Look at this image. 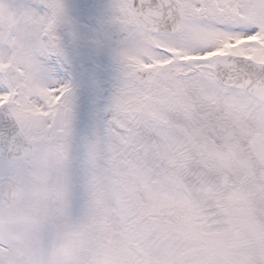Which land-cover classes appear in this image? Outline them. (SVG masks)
<instances>
[{
  "label": "snow or ice",
  "instance_id": "obj_1",
  "mask_svg": "<svg viewBox=\"0 0 264 264\" xmlns=\"http://www.w3.org/2000/svg\"><path fill=\"white\" fill-rule=\"evenodd\" d=\"M0 0V264H264V0Z\"/></svg>",
  "mask_w": 264,
  "mask_h": 264
},
{
  "label": "rangeland",
  "instance_id": "obj_2",
  "mask_svg": "<svg viewBox=\"0 0 264 264\" xmlns=\"http://www.w3.org/2000/svg\"><path fill=\"white\" fill-rule=\"evenodd\" d=\"M67 3L77 24L88 34L99 26L98 18L108 0H67Z\"/></svg>",
  "mask_w": 264,
  "mask_h": 264
}]
</instances>
